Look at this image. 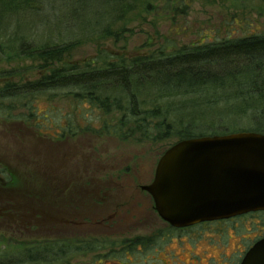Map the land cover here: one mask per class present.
<instances>
[{"label":"rangeland","instance_id":"1","mask_svg":"<svg viewBox=\"0 0 264 264\" xmlns=\"http://www.w3.org/2000/svg\"><path fill=\"white\" fill-rule=\"evenodd\" d=\"M146 1L155 9L146 6ZM192 1L184 14H175L165 8L166 0H145L112 26L119 32L118 38L81 33L106 20L103 0H85L82 18L61 17L55 10L60 23L52 27L42 26L40 18H34L31 30L24 12L8 11L0 17V71L13 70L16 81L35 78L37 71L26 69L37 63L14 52L21 39L34 45L51 38L70 41L67 59L83 63L101 51L132 57L264 34V0ZM54 3L61 10L68 4ZM59 98H40L37 104L40 114H50L54 123L64 125V114L87 109ZM49 101L57 112L49 110ZM91 111L87 119L100 126L95 115L102 113ZM119 116L115 113L104 119L115 123ZM226 121L227 126L250 124L247 119ZM80 122L84 126L85 120ZM42 130L49 136L29 123L0 119V164L14 178V187L0 188V251L58 240L82 247L53 264H237L264 223V215L257 214L172 231L155 210L152 198L139 187L153 182L158 161L178 142L176 136L142 139L138 135L121 140L94 129H76L75 135L55 138L63 129ZM137 238L153 240L134 246Z\"/></svg>","mask_w":264,"mask_h":264},{"label":"trees","instance_id":"2","mask_svg":"<svg viewBox=\"0 0 264 264\" xmlns=\"http://www.w3.org/2000/svg\"><path fill=\"white\" fill-rule=\"evenodd\" d=\"M54 1L0 0V17L8 11L24 12L30 30L34 18H40L42 26L59 24L60 17L54 15L55 10L63 14L61 17L71 15L69 19H73L76 15L82 18L80 12H84L85 0H57L68 3L64 11ZM103 2L106 20L81 33L118 38L119 32L113 31L112 26L140 8L145 0ZM191 2L166 0L165 8L175 14H184ZM146 6L153 5L146 1ZM67 32L76 36L74 31ZM72 44L51 38L34 45L21 39L13 50L18 57L35 61L36 66L26 70H36L37 74L34 79L16 81L13 70L0 71V119L29 123L44 136H49L46 134L49 132L42 129H63L56 132L55 138L75 135L76 129H94L121 140L138 135L142 139L176 136L181 141L244 131L264 133V34L183 45L170 53L161 50L132 57L101 51L97 57L83 63L67 59ZM48 96L66 98L75 108L76 105L86 106L94 114L100 111L102 114L95 115V119L101 125L96 126L95 120L87 119V109L77 114H64V125L54 123L50 114L42 116L38 111L40 98ZM50 101L49 110L57 112L59 109L51 106ZM115 113L120 114L117 122L109 123L104 119ZM81 118L85 120L84 126L78 124ZM230 118L247 119L250 124L227 126L226 120ZM47 120L51 121L44 124ZM8 187H14V178L9 169L0 164V188ZM153 238H137L133 244L144 245ZM85 244L89 243L83 246ZM251 245L248 244L247 249ZM81 247L58 240L32 242L12 252L6 247L0 251V264H53Z\"/></svg>","mask_w":264,"mask_h":264},{"label":"water","instance_id":"3","mask_svg":"<svg viewBox=\"0 0 264 264\" xmlns=\"http://www.w3.org/2000/svg\"><path fill=\"white\" fill-rule=\"evenodd\" d=\"M144 190L159 216L176 229L264 211V133L178 141L164 152ZM240 264H264V238Z\"/></svg>","mask_w":264,"mask_h":264},{"label":"flooded vegetation","instance_id":"4","mask_svg":"<svg viewBox=\"0 0 264 264\" xmlns=\"http://www.w3.org/2000/svg\"><path fill=\"white\" fill-rule=\"evenodd\" d=\"M155 171H156V170H155ZM154 176H155V175H154ZM151 183H152V182H151ZM151 183H150V184H151ZM148 185H149V184H148ZM148 185H142V186L139 187V189H140L142 192L147 193V194L151 197V195H150L147 191L144 190V187H145V186H148ZM151 198H152V197H151ZM152 200H153V198H152ZM153 203H154V200H153ZM154 208H155V204H154ZM155 210H156V209H155ZM262 213H264V211H260V212H251V213H248V214H245V215H241V216H237V217H234V218H231V219H228V220H220V221L206 222V223L235 221V220H238V219H245V218H247V217L254 216V215H257V214H261V215H262ZM206 223H202V224H206ZM167 224H168V223H167ZM168 225H169V224H168ZM199 225H200V224H199ZM169 226H170V225H169ZM195 226H197V225H195ZM170 227H171V226H170ZM193 227H194V226H193ZM172 228H173V227H172ZM189 228H191V227H189ZM175 229H176V228H175ZM184 229H188V228H184ZM178 230H182V229H178ZM262 238H264V223H263V225L261 226V228H259V234L257 235V237H255V238H253V239L251 240L252 245L250 246V248L254 245V243H256L258 240H260V239H262ZM250 248L247 249V247H246V249H245V251L243 252L242 256L239 258L237 264H240V263H241V261H242L243 257L245 256L246 252H247Z\"/></svg>","mask_w":264,"mask_h":264}]
</instances>
